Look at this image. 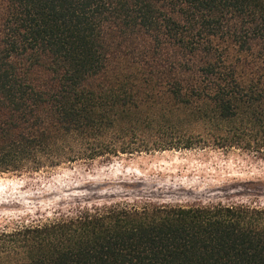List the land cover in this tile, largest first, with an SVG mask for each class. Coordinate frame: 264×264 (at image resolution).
<instances>
[{
	"label": "trees",
	"instance_id": "trees-1",
	"mask_svg": "<svg viewBox=\"0 0 264 264\" xmlns=\"http://www.w3.org/2000/svg\"><path fill=\"white\" fill-rule=\"evenodd\" d=\"M133 139L264 155V0H0V175ZM0 264H264V205L82 207L0 231Z\"/></svg>",
	"mask_w": 264,
	"mask_h": 264
},
{
	"label": "rangeland",
	"instance_id": "rangeland-1",
	"mask_svg": "<svg viewBox=\"0 0 264 264\" xmlns=\"http://www.w3.org/2000/svg\"><path fill=\"white\" fill-rule=\"evenodd\" d=\"M178 130L163 122L160 141L179 142ZM131 142L140 151L0 175V231L108 203L264 205V155L240 149L150 150L147 142Z\"/></svg>",
	"mask_w": 264,
	"mask_h": 264
}]
</instances>
